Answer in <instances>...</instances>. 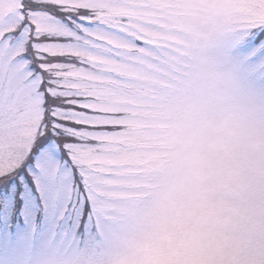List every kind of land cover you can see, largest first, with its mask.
<instances>
[{
    "label": "snow or ice",
    "instance_id": "6c2138e0",
    "mask_svg": "<svg viewBox=\"0 0 264 264\" xmlns=\"http://www.w3.org/2000/svg\"><path fill=\"white\" fill-rule=\"evenodd\" d=\"M193 46L264 93V0H0V264H105Z\"/></svg>",
    "mask_w": 264,
    "mask_h": 264
},
{
    "label": "clouds",
    "instance_id": "9594fccd",
    "mask_svg": "<svg viewBox=\"0 0 264 264\" xmlns=\"http://www.w3.org/2000/svg\"><path fill=\"white\" fill-rule=\"evenodd\" d=\"M105 264H264V93L193 46L153 117L152 155Z\"/></svg>",
    "mask_w": 264,
    "mask_h": 264
}]
</instances>
